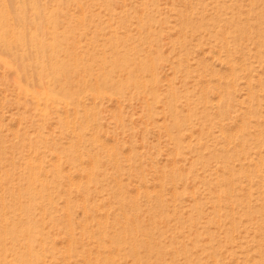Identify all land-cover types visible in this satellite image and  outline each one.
<instances>
[{"label": "rangeland", "instance_id": "374dc122", "mask_svg": "<svg viewBox=\"0 0 264 264\" xmlns=\"http://www.w3.org/2000/svg\"><path fill=\"white\" fill-rule=\"evenodd\" d=\"M25 1L28 3L25 14L28 27L32 24L41 27L44 38L50 40L47 18L53 9H57L52 5L59 0ZM238 1L235 5L236 0H60L58 4L67 9L56 17L55 25L62 36L70 30L68 41L65 39L70 59L65 62L62 51L54 56L59 62L63 61V56L66 68L73 71L68 74L75 79V84L87 87L78 100H73L79 103H74L75 107L69 106L71 110L61 103V106H51L41 112L42 107L39 109L30 96L43 93L34 69L37 67L34 55L22 61L16 47H12V52L0 50V264H96L93 262L99 249L94 218H102L110 225L117 218H127L131 222L140 219V228L157 221L149 233L143 229V233L137 235L162 254L153 251V255L141 247L137 250L141 263L135 264H261L256 259L259 254H264V0ZM29 2L30 5L37 3L40 10L35 14L38 15L31 12ZM144 2L148 3L147 12L154 17L151 23L154 36L146 40L145 36L141 37L148 42L147 47L152 48L151 57L156 64L154 73L158 79L155 90L159 92V100H154L148 93L142 95V91L138 94L133 87L122 92L109 90L99 74L102 68L99 69L98 61L104 58V52L107 58L112 55L107 26L116 27L119 38L128 39L130 36L132 42L130 38L127 42L138 44L141 39L137 27L139 16L135 13L140 12ZM103 3L112 11H106ZM0 7V10L7 7L5 10L13 18L18 14L17 0H0ZM83 7L87 9H84L85 14H81ZM233 14L236 19H232ZM231 21L234 25H230ZM237 24L240 29L242 25L249 35L242 29L239 31ZM240 32L246 35L240 36ZM47 58L40 63L47 64ZM9 64L12 69L8 68ZM84 65L89 68L84 70ZM22 69L29 74L27 78L21 73ZM136 70L132 69L131 74L137 73ZM128 75L113 71L117 81H127ZM94 85L101 91L100 98L89 88ZM50 86L48 90L60 93L59 82H51ZM172 87L179 100L172 105L179 107L177 112L181 111L179 115L187 129L181 136L182 148L176 146L168 135L172 124L169 116L174 114L168 110L172 106L169 97ZM252 93L256 95L252 96ZM204 95L205 98L201 97ZM220 96L224 102L229 98L224 103ZM205 106H208V113ZM87 109L93 110L92 123L96 125L93 130H84L88 135L86 138L93 139V136L99 146L108 149H97L96 152L85 140L88 146L82 148L84 166L80 164L79 168L69 160L72 152L75 153L69 147L73 135L59 120L68 116L69 121L86 117ZM147 109L156 111L152 119L148 117ZM202 110L205 113L201 114ZM203 114H207L206 119ZM202 115L204 118L199 117ZM108 151L110 155H107ZM88 152L101 159V164L94 166L93 171L86 156ZM109 156L118 158L119 164ZM174 162L178 163L177 167ZM29 163H33L34 168H29ZM171 173H180L176 185L171 182L170 178L174 176ZM30 174L39 178L32 186L27 183ZM220 178H224L222 185ZM229 181L234 182V186ZM43 185L46 188L41 192L40 186ZM224 189L225 195L222 193ZM118 192L125 203L111 197ZM212 196L217 200L220 196L225 202L220 204H225V209L219 208L218 201L214 203ZM195 205L203 211H195ZM162 209L164 220L160 217ZM214 217L219 224L213 225L211 220ZM183 220L189 224L178 233L174 229L175 223H183ZM210 233L216 238L215 246L220 245L223 250L216 263L209 244L199 243L198 248L192 244L194 235L203 234L202 237L207 238ZM14 240L20 243L16 250L12 247ZM106 242L105 253L114 255L111 256L116 264H133L131 257L120 256L116 247L108 240ZM176 242L178 246L190 247L192 252L188 249L189 255H177L174 250Z\"/></svg>", "mask_w": 264, "mask_h": 264}, {"label": "bare ground", "instance_id": "6f19581e", "mask_svg": "<svg viewBox=\"0 0 264 264\" xmlns=\"http://www.w3.org/2000/svg\"><path fill=\"white\" fill-rule=\"evenodd\" d=\"M30 1V0H29ZM32 1V0H31ZM33 1H37V0H33ZM60 1V0H59ZM59 1H58V3H59ZM92 1H95V0H92ZM238 0H236V2H237ZM56 2V1H55ZM81 2V1H80ZM146 2H148V1H146ZM234 2V1H233ZM232 2V3H233ZM239 2V1H238ZM238 2L237 3H234L235 5L236 4H238ZM33 3V2H32ZM35 3V2H34ZM58 3H55V5H52V7H55V6H57V9H53L54 11H52V12H50V14H49V17L47 18L48 19V21H49V25L47 26V27H49L48 28V30H47V32H48V35L47 36H50L51 37V39L50 40H48V39H45L44 38V32L42 31V29H41V27H39V26H36V25H33L32 24V26L31 27H28V21L26 20V18H25V14L28 12V9H27V6H28V3H27V1H25V0H17V15H15L16 17H12V16H10L11 14L8 12V11H6L5 9L7 8H2L1 10H0V50L1 51H5V52H12L11 50L13 49L12 47H16L18 50H17V52H18V54H19V57H21V60L22 61H25V59H26V61L27 60H29L28 58L29 57H31L32 55H34V57H33V61H34V59H36L35 61H34V63H35V65L37 66L36 68H34L35 70H37V79L39 80V82L42 84L41 85V87H42V92L43 93H39V95H36V94H31L30 96H32V98H33V101H35V103H36V105H37V107L40 109V107H42V109H40V111L41 112H46L47 111V109H48V107H51V106H57V105H60L61 103H62V105H65L68 109H69V106H73V107H75L74 106V103L76 102V101H74L73 102V100L74 99H77V97L81 94V93H83L84 91H85V89L87 88V87H85L84 88V86L82 85L81 87H79L80 85L79 84H75L76 82H74L75 81V79L74 80H72V78H71V76H69V74H68V72H70V69L68 70L67 68H66V63L65 62H67V59H70V58H68L69 57V53H68V48L65 46L66 45V42H65V39H67L66 41H68V39H69V37H68V33L70 32V30H69V32H67L66 31V33H64L63 34V36L61 35V33L58 31L59 29H58V27L55 25V21H56V17H58L60 14H64V12L66 11V9L67 8H65V5L63 6V4L62 5H60V4H58ZM99 3V2H98ZM145 3V2H144ZM31 3L29 2V5H30ZM58 4V5H57ZM41 5V4H40ZM79 5V4H78ZM76 6V5H75ZM82 6V5H81ZM80 6V8L79 9H81L82 10V7ZM104 6V8L106 9V11H107V9H110L111 10V8L110 7H108L106 4H102V7ZM143 7H142V9L140 10V12L138 13V12H136L135 13V15L136 16H139V18L137 17V23H138V31H139V33H140V37L143 35V36H145V40L146 39H149L148 37H153L154 36V29L152 30V25H151V23L152 22H154V17L149 13V12H147V9H148V3H145V4H143L142 5ZM232 6V5H231ZM230 6V7H231ZM3 7V6H2ZM44 7V6H43ZM1 8V7H0ZM64 8V9H63ZM4 9V10H3ZM85 8L83 7V11H82V13L81 14H85L84 13V11L86 10L87 11V9H85ZM30 10H32L31 12L33 13V14H35V13H39V10H40V8L38 7V5H37V3H35L34 5L32 4V5H30ZM78 10V9H77ZM110 10H108L109 12H110ZM112 11V10H111ZM233 11V10H232ZM231 11V12H232ZM112 13V12H111ZM179 13V12H178ZM181 13H183V12H181ZM181 13H180V15H181ZM233 13V12H232ZM69 14V13H68ZM71 14V13H70ZM75 14V13H74ZM261 14H263V13H261ZM260 14V15H261ZM35 15H38V14H35ZM40 15V14H39ZM88 15V14H87ZM151 15V16H150ZM154 15V14H153ZM179 15V14H178ZM182 15H184V14H182ZM234 15V17L232 18V19H236V17H235V14H233ZM232 15V16H233ZM68 16V15H67ZM71 16H73V15H71ZM83 16V15H82ZM81 16V17H82ZM185 16V15H184ZM184 16H182V17H184ZM263 16V15H262ZM95 17V16H94ZM153 17V18H152ZM179 17H181V16H179ZM77 18H79V16L77 17ZM85 18V17H84ZM185 18V17H184ZM34 19H35V17H34ZM94 19V18H93ZM153 19V20H152ZM239 19H240V17H239ZM83 20V19H82ZM84 21V20H83ZM12 22H15V26L13 25V27H12ZM232 22V21H231ZM230 22V23H231ZM234 22H235V20H234ZM234 22H232L230 25H234L233 23ZM239 22H240V20H239ZM239 22H237L236 21V23H238L239 24ZM237 24V26H238V28L240 27L239 25ZM31 25V24H30ZM241 25V24H240ZM14 27H16V28H14ZM108 28H109V31H110V33H109V36H110V39H109V45H110V50H111V54L112 55H109L110 57L109 58H107L108 56H106L105 55V52H104V58L103 59H101L100 58V60L98 61V63H99V65L101 66L99 69H101V72H99V74L101 75V79H102V82H103V84H104V86L106 87V88H108L109 90L111 89V90H115L116 92H122L124 89H125V91L127 90V89H129L130 87H133V88H135V89H137L138 90V94H141L140 93V91H142V95L144 94H149V96L151 95L152 96V98L155 100V99H157V100H159L158 98H159V92L157 93V91L155 90V87H156V85H157V83H158V79H157V77H156V75H155V73H154V71H155V66H156V64H155V62H154V60L152 59V57H151V55H152V48L150 47V46H148L147 47V41H144L143 39H142V37H141V39L140 40H138V44H136V43H130V42H132V38H130V36H129V34H127L128 36H129V38L131 39L130 40V42L128 43L127 42V40L129 39H122V38H119V33H118V30L116 29V27H113V25H110V26H107ZM107 28V29H108ZM243 28H244V26H243ZM246 28V27H245ZM184 29V28H183ZM188 29V28H187ZM241 29H242V25H241ZM240 28H239V31H242ZM249 29V28H248ZM247 29V30H248ZM251 29V28H250ZM235 30H236V28H235ZM72 31V30H71ZM188 31V30H187ZM243 31H245L246 33H247V35H249V33L246 31V30H243ZM183 32V31H182ZM236 33H237V31H235ZM235 32H234V35H235ZM129 33V32H128ZM241 33V32H240ZM250 33H251V31H250ZM75 34V33H74ZM184 34H185V32H184ZM243 34H245L244 32H242L241 33V35L240 36H242ZM127 35H125L126 37H127ZM156 35V34H155ZM229 35H230V33H229ZM246 35V34H245ZM108 36V35H107ZM121 36V35H120ZM239 36V37H240ZM248 37V36H247ZM227 38H229V37H227ZM259 38V37H258ZM108 39V38H107ZM226 39V38H225ZM230 40H231V38H230ZM64 42V43H63ZM135 42H136V40H135ZM147 42V43H146ZM181 42V41H180ZM180 42H179V44H180ZM226 42H227V39H226ZM229 43V42H228ZM183 44V43H182ZM230 45V44H229ZM228 45V46H229ZM65 46V47H64ZM72 46V45H71ZM104 46V45H103ZM156 46V45H155ZM158 46V45H157ZM226 46V45H225ZM93 47V46H92ZM94 48V47H93ZM153 48H154V46H153ZM227 48V47H226ZM156 50H158L157 48H155ZM229 49H230V47H229ZM96 50V49H95ZM14 51V50H13ZM60 51H62L63 52V54H65V56H64V58H65V62H64V59H63V56L61 57L62 58V60L63 61H61V62H59L58 61V59L54 56L55 54H57V52H60ZM62 52H61V54H62ZM158 52V51H157ZM260 52V51H259ZM159 53V52H158ZM61 54H59V55H61ZM58 55V56H59ZM57 56V55H56ZM48 57V58H47ZM230 57V56H229ZM47 58V64L46 63H40V60H45ZM77 58V57H76ZM20 60V61H21ZM75 60H77V59H75ZM226 60H228V59H226ZM230 60V59H229ZM83 61V60H82ZM96 61V60H95ZM76 62V61H75ZM157 62V61H156ZM238 62V61H237ZM81 63V62H80ZM181 63H183V62H181ZM181 63H178L177 65L178 66H180L181 65ZM233 64H234V61H233ZM237 64V63H236ZM245 64V63H244ZM76 64H74L73 66H75ZM96 65H97V63H96ZM95 65V66H96ZM231 65V64H230ZM232 66V65H231ZM175 67H177V66H175ZM174 67V69H176ZM183 67H185V66H183ZM182 67V68H183ZM206 67V66H205ZM246 67V66H245ZM8 68H10V69H12V65L11 64H9L8 65ZM27 68V67H26ZM89 68V65H84L83 66V69L84 70H86V69H88ZM93 68V67H92ZM95 68V67H94ZM97 68V67H96ZM235 68V67H234ZM132 69H137L136 70V72L137 73H135V74H131V72H132ZM179 69H181V67L179 68ZM245 69V68H244ZM20 70V69H19ZM29 70V69H28ZM92 70V69H91ZM90 70V71H91ZM108 70V71H107ZM110 70V71H109ZM119 71L120 72V74L121 75H123L125 72L126 73H128L129 75H128V78L129 79H127V81H125V82H121V81H117V80H115L116 78L113 76V71ZM183 70V69H182ZM184 70H186V69H184ZM231 70H234V69H231ZM18 71V70H17ZM75 71V70H74ZM79 71V70H78ZM177 71V70H176ZM187 71V70H186ZM35 72V71H34ZM47 72H50V73H47ZM98 72H97V74H96V76L98 75ZM112 72V73H111ZM182 72V71H181ZM232 72V71H231ZM19 73V72H18ZM21 73L27 78V75L29 76V74H27V71L26 70H24V69H22V71H21ZM19 74V75H21L22 76V74ZM31 73V72H30ZM71 74L73 73V71L72 72H70ZM177 73H178V71H177ZM234 73V72H233ZM232 73V74H233ZM148 74V75H147ZM31 75H32V73H31ZM95 77V76H94ZM234 78H235V74H234V76H233ZM98 78V77H97ZM95 79H96V77H95ZM231 79H232V76H231ZM261 81H262V79H260ZM230 81H233V80H230ZM235 81V80H234ZM260 81V82H261ZM51 82H54V83H57V82H59V84H60V93H56L55 91H53L52 92V90L50 91V90H48V88L49 87H51L50 86V84H51ZM259 82V83H260ZM87 83V82H86ZM97 83V82H96ZM83 84V83H82ZM93 84H95L94 82H93ZM79 85V86H78ZM86 85V84H85ZM101 85V84H100ZM173 84H171V86H172ZM260 85H261V83H260ZM89 86V85H88ZM93 86V85H92ZM89 87L92 91L91 92H93V94L98 98L99 96H101V91H100V89H99V87L98 86H96V85H94L95 87ZM264 86V85H263ZM233 87V86H232ZM47 88V89H46ZM157 88V87H156ZM20 89L23 91V92H26L27 94H29V91L28 90H26V89H24V88H22V86H20ZM50 89V88H49ZM208 89V88H207ZM58 90V89H57ZM149 90V91H148ZM205 90V89H204ZM90 91V90H89ZM207 91H209V90H206V93H208ZM219 91V90H218ZM223 91H224V93H223V97H224V95H225V89H223ZM107 92V91H106ZM250 92H252L251 90H250ZM254 92V91H253ZM205 93V92H204ZM91 94V93H90ZM169 94V93H168ZM211 94V93H210ZM249 94V93H248ZM252 94H254V93H252ZM202 95V94H201ZM227 96H228V93L226 94ZM256 94H254V95H252V96H255ZM137 96V95H136ZM171 96V105H172V103H179V102H177V97H178V95H177V92H175V90H174V88L172 87L171 88V91H170V94H169V97ZM205 96L206 95H204V96H201V97H204L205 98ZM249 96V95H248ZM251 96V95H250ZM180 97V96H179ZM183 97V96H182ZM181 97V98H182ZM207 97H208V95H207ZM207 97H206V99H207ZM222 96H220V98L219 99H221V101L223 100L222 98H221ZM29 98V97H28ZM100 98V97H99ZM185 97H183V99H184ZM186 98H188V97H186ZM218 98V97H217ZM224 98H226V97H224ZM229 98V97H228ZM227 98V99H228ZM226 99V100H227ZM252 99H253V97H252ZM78 100V99H77ZM187 100V99H186ZM189 100V99H188ZM201 100V99H200ZM205 100V99H204ZM209 100V99H208ZM226 100H225V102H226ZM257 100V99H256ZM255 100V101H256ZM179 101V100H178ZM185 101V100H184ZM220 101V102H221ZM181 102V101H180ZM190 102V101H189ZM218 102H219V100H218ZM217 102V103H218ZM222 102H224V101H222ZM224 102V103H225ZM64 103V104H63ZM79 103V102H78ZM78 103H75V104H78ZM168 103H170V101L168 102ZM216 103V104H217ZM228 103V102H227ZM258 103V102H257ZM187 104H188V102H187ZM219 104V103H218ZM217 104V105H218ZM223 104V103H222ZM259 104V103H258ZM180 105V104H179ZM221 105V104H220ZM225 105V104H224ZM253 105V104H252ZM254 105H257V104H254ZM35 106V105H34ZM61 106V105H60ZM64 106V107H65ZM167 106V105H166ZM223 106V105H222ZM65 107V108H66ZM152 107V106H151ZM208 106H205V109L207 108ZM213 107V106H212ZM225 107V106H224ZM254 107V106H253ZM260 107V106H259ZM52 108V107H51ZM65 108H64V111H65ZM66 108V109H67ZM153 108V107H152ZM155 108V107H154ZM168 108V107H167ZM166 108V109H167ZM219 108V107H218ZM223 108V107H222ZM251 108V107H250ZM61 109V108H60ZM72 109V108H71ZM71 109H69V110H71ZM151 109V108H150ZM177 109H179V107L177 108V105L175 104V105H172V106H170L169 108H168V110L170 111V113H174L172 116H169V117H171L172 118V124H171V129L169 130V137L172 139V141H173V143L176 145V146H178V147H180L181 145H182V141H183V137H181L182 136V133L184 132V131H186L187 129H185V126H184V121H182V117H180V115H179V112L181 113V111L179 110V112H177L178 110ZM204 109V110H205ZM214 109V108H213ZM254 109H255V107H254ZM76 110V109H75ZM74 110V111H75ZM148 111H149V109H147ZM189 110V109H188ZM191 110H193V109H190L189 111H191ZM204 110H202L200 113L202 114V112L203 113H205L204 112ZM210 110V109H209ZM216 110L218 111V109H217V107H216ZM86 112L84 113L85 115H87L85 118L84 117H77V118H75L76 120H72V121H69V116L68 117H66V119L65 120H63V119H60L59 121H60V123H64L65 124V128H66V131H70L71 133H72V137H73V140H72V142H71V144H70V149H72L75 153L73 154V152H72V155H71V157H70V161L74 164V165H78V167L80 168L81 166H80V164H82V166H84L83 165V161H84V158H85V155L82 153L83 152V149H84V147H86V145L88 146V144H86L85 145V142L87 141L88 143H89V145L90 146H93V148L95 149V151L97 150V149H103V150H106V148L104 147V146H99L98 145V142L99 141H97V140H95V137H93L92 136V138L93 139H87L86 138V136H88V135H86V133H84V130L85 131H87V130H93L94 129V124L96 125V123L94 122V124L92 123V121H94L93 119H94V116H92L93 114H91V113H93V110L92 109H87V110H85ZM205 111H207V109L205 110ZM220 111H221V108H220ZM219 111V113H221ZM60 112V111H59ZM66 112V111H65ZM155 112L156 111H154V110H151V111H149L147 114H148V117L149 118H153L154 117V114H155ZM194 112V111H193ZM209 111H207L206 113H208ZM75 113H78L77 111L75 112ZM182 113H183V111H182ZM185 113H187V112H185ZM224 113V112H223ZM67 114H68V112H67ZM89 114V115H88ZM188 114H192V112H189ZM187 114V115H188ZM194 114V113H193ZM196 114V113H195ZM222 114V113H221ZM96 115V114H95ZM184 115V114H183ZM200 115V114H199ZM203 115H205V114H203ZM203 115L202 116H199V117H203ZM207 115V114H206ZM206 115L203 117L204 119H206ZM66 116V115H65ZM78 116V115H77ZM83 116V115H82ZM186 116V115H185ZM191 116V115H190ZM194 116V115H193ZM208 116H209V114H208ZM189 118V116L187 117V119ZM95 121H96V119H95ZM97 122V121H96ZM259 123V122H258ZM164 124H166V123H164ZM261 124V123H260ZM170 127V126H169ZM166 129L168 130V126H166ZM165 129V130H166ZM78 131H82V134L81 133H79V134H77V132ZM170 131H171V133H170ZM189 131V130H188ZM223 132V131H222ZM69 133V132H68ZM88 133V132H87ZM167 133V132H166ZM192 133V132H191ZM203 133V132H202ZM225 133V132H224ZM70 135V134H69ZM92 135H94L93 133H92ZM187 136V135H186ZM223 137V136H222ZM224 137H225V135H224ZM227 137V136H226ZM225 137V138H226ZM261 138V137H260ZM97 139V138H96ZM86 140V141H85ZM263 141V140H262ZM261 141V142H262ZM84 142V143H83ZM86 142V143H87ZM188 142V141H187ZM260 142V141H259ZM183 146H181V148H182ZM201 147V146H200ZM205 147H207V146H205ZM83 148V149H82ZM87 148V147H86ZM86 148H85V150H86ZM195 148V147H194ZM193 148V149H194ZM108 149V148H107ZM202 149V148H201ZM205 149V148H204ZM190 150V149H189ZM196 150V149H195ZM88 151H90V149H88ZM92 151V150H91ZM95 151H93V152H95ZM96 152H98V151H96ZM95 152V153H96ZM103 152V151H102ZM101 152V153H102ZM106 151H104V153H105ZM92 152H88V154L86 155V156H88L89 157V159H90V165L92 164V168H91V166L89 167V168H91L90 170L91 171H93L95 168H94V166H99L98 164H101V159H100V156L99 157H97V154L95 155H93V154H91ZM107 153V152H106ZM108 153H109V151H108ZM199 154V153H198ZM202 154V153H201ZM104 155V154H103ZM107 155H110V153L109 154H107ZM106 155V156H107ZM204 156H205V154H204ZM110 158H111V156H109ZM185 157V156H184ZM198 157H199V155H198ZM69 158V157H68ZM201 158V157H200ZM221 158V157H220ZM62 159V158H61ZM112 159V158H111ZM118 158H113L112 160L115 162V164H119L118 163V160H117ZM111 160V161H112ZM203 160V159H202ZM201 160V161H202ZM217 160V159H216ZM222 160H224V162H225V159H223L222 158ZM221 160V161H222ZM198 161V160H197ZM185 162H187V161H185ZM220 162V161H219ZM224 162L222 163V164H224ZM31 163V162H30ZM29 163V164H30ZM41 163V162H40ZM71 163V164H72ZM229 163V162H228ZM253 162L251 161V164H252ZM33 164V163H32ZM32 164H30L29 165V168H31L32 169V167L34 168V166L32 165ZM38 164V163H37ZM72 164V165H73ZM85 164V163H84ZM114 164V165H115ZM173 164H175V166L174 167H177V164H176V162H174ZM222 164H221V166H222ZM258 164V163H257ZM256 164V167H257V169H258V167H259V165H257ZM36 165V164H35ZM37 166V165H36ZM35 166V167H36ZM118 166V165H117ZM248 166V165H247ZM250 166V165H249ZM248 166V167H249ZM252 166L254 167V164H252ZM73 167H75V166H73ZM255 167V168H256ZM78 168V169H79ZM119 168V167H118ZM57 169V168H56ZM55 169V170H56ZM76 169H77V167H76ZM97 169H98V167H97ZM177 169V168H176ZM82 170H84V169H82ZM172 170H173V168H172ZM259 170V169H258ZM77 171H79V170H77ZM87 171V173L89 174V173H91V175L93 174L91 171H89V170H86ZM97 171V170H96ZM85 172V171H84ZM83 172V173H84ZM98 172V171H97ZM261 173V172H260ZM172 174V173H171ZM180 174V173H179ZM179 174L178 175H176V174H172V175H174L173 177H171L170 179H171V182H173L175 185H176V182H177V178H179L180 176H179ZM144 175V174H143ZM165 175V174H164ZM182 175V174H181ZM87 176V175H86ZM219 176V175H218ZM166 177L167 176H165V180H166ZM184 177V176H183ZM249 177V176H248ZM41 178V177H40ZM181 178V177H180ZM216 178H217V176H216ZM88 179V178H87ZM90 179V178H89ZM88 179V180H89ZM170 179H169V181H170ZM218 179V178H217ZM224 178H220V182L219 183H221V180H223ZM37 180H39V178L37 177V175H35V174H30V176L27 178V183L29 184V185H31L32 186V184L33 183H36L37 182ZM87 180V181H88ZM92 180V179H91ZM143 180H145V179H143ZM84 181V180H83ZM219 181V180H218ZM233 181V180H232ZM45 182V181H44ZM90 182V181H89ZM145 182V181H144ZM230 182V181H229ZM73 183V182H72ZM84 183V182H83ZM165 183V182H164ZM172 183V184H173ZM234 183V182H233ZM233 183L232 182H230V185H233ZM49 184V183H48ZM62 185V184H61ZM75 184H73L72 185V187L74 186ZM221 185H222V183H221ZM36 186V185H35ZM35 186H33V187H35ZM78 186V185H77ZM174 186V185H173ZM223 186L225 187V180H224V183H223ZM234 186V185H233ZM232 186V187H233ZM38 187H39V185H38ZM41 187V192H42V190L44 189V188H46V186L45 185H43V186H40ZM86 187V186H85ZM119 187H120V185H119ZM162 187V186H161ZM172 187V186H171ZM220 187V186H219ZM54 188V187H53ZM76 188H78V187H76ZM75 188V189H76ZM174 188V187H173ZM15 189V188H14ZM80 189V188H79ZM166 189V188H165ZM176 189V188H175ZM117 190V189H116ZM178 190V189H177ZM177 190H175V192L177 193ZM222 190V189H221ZM19 191V190H18ZM90 191V190H89ZM173 191V190H172ZM183 191H185V190H183ZM20 192V191H19ZM78 192V191H77ZM226 192H228V191H226ZM10 193V192H9ZM15 193V192H14ZM119 194H111V197H113V199L115 200V199H119V200H123V203H125V200H124V198H121L122 196L120 195L121 194V192H118ZM140 193V192H139ZM174 193V192H173ZM172 193V194H173ZM179 193V192H178ZM222 193L225 195V189L222 191ZM109 194V195H110ZM138 195V194H137ZM144 195H145V193H144ZM180 195H182V193L180 194ZM90 196V195H89ZM88 196V197H89ZM158 196H160V195H158ZM163 196V195H162ZM175 196V195H174ZM218 196V195H217ZM146 197V196H145ZM151 197V196H150ZM180 197V196H179ZM136 198V197H135ZM147 198V197H146ZM161 198V197H160ZM159 198V199H160ZM175 198V197H174ZM134 199V198H133ZM143 199V198H142ZM158 199V200H159ZM161 199H163V198H161ZM218 198H216V197H213L212 196V200H213V202L215 203V200L216 201H218V206H219V208H221V207H223L224 209H225V204H223V205H221L220 203L222 202V203H225V202H223L222 200H220V196H219V200H217ZM131 200V199H130ZM146 200V199H145ZM224 200V199H223ZM126 201H128V200H126ZM150 201V200H149ZM73 203V202H72ZM87 203V202H86ZM151 203V202H150ZM76 204V203H75ZM92 204V203H91ZM127 204V203H126ZM129 204V203H128ZM133 204V203H132ZM157 204V203H156ZM74 205V204H73ZM159 205V204H158ZM164 205V204H163ZM163 205H161L163 208L165 207V206H163ZM124 206V205H123ZM137 207H139V206H137ZM194 207V206H193ZM127 208V207H126ZM125 208V209H126ZM149 208V207H148ZM158 208V207H157ZM166 208V207H165ZM4 209V208H3ZM151 209H154V208H151ZM161 209V208H160ZM159 209V210H160ZM195 211H197V212H199V211H201L202 209L201 208H199V206H197V205H195ZM87 210V209H86ZM124 210V209H123ZM132 210V209H131ZM163 210V209H162ZM166 210V209H165ZM128 211V210H127ZM136 211V210H135ZM156 211V210H155ZM203 211V210H202ZM219 212V211H218ZM89 213V212H88ZM158 213V212H157ZM156 213V215H158ZM202 213V212H201ZM199 214V213H198ZM144 215V214H143ZM167 215H169V214H167ZM202 215V214H201ZM217 215H219V214H217ZM109 216V215H108ZM159 216V215H158ZM198 216V215H197ZM155 217V216H154ZM160 217L162 218V220H164V218H165V212H164V210H163V212H161L160 213ZM168 217V216H167ZM178 217V216H177ZM2 218H3V216H2ZM191 219V218H190ZM219 219H220V216H219ZM129 220L130 219H127V218H124V219H120V218H117V219H114L113 220V222H112V225H110L109 223H105V222H103L102 221V218L101 219H93V221L94 222H96V225H94V226H96L97 227V229H98V236L97 237H95L96 238V240H97V245H98V247H97V249H99V250H97L98 252V254L96 253V257L94 258V262L93 263H95L96 262V264H116L115 263V259H114V255H112V256H114V257H112L111 255H108L107 253H105V244H107V240H108V242H110L111 244H113V246H115L116 247V250L118 251V253H119V255L120 256H123V257H131L132 258V260H133V262H131V263H133V264H135L136 262H139V263H141L140 262V259L138 258V257H140L139 256V254L137 255V250H139L141 247H145L148 251H150V253H153V255H154V252L155 253H157V251L159 250H157V248H156V250H154L153 249V247H151L150 246V243L149 242H147V241H144L143 239H140L139 238V236L137 235V233H141L142 231H144L143 229H145V233H146V231H147V233H149V229L152 227V225L154 224H156L157 223V221H156V219H155V221H156V223L154 222V223H152L151 222V225L150 226H143V228H140V227H142V223L140 222V219L138 220H134V221H132L131 222V220H130V222H129ZM159 220V219H158ZM166 220V219H165ZM193 219H191V221H192ZM190 221V222H191ZM212 223H213V225L214 224H219L220 223V221H218L217 220V218H212ZM210 221V222H211ZM161 222V221H160ZM86 223V222H85ZM167 223V222H166ZM172 223V222H171ZM177 223H179V222H176L175 223V230H177L178 231V233H180L181 232V230L182 231H184L183 230V228L185 229L186 227H187V225L189 224H187L186 225V223L184 222V220H183V223L182 222H180L179 224H177ZM185 223V224H184ZM158 224V223H157ZM164 224V223H163ZM167 224H169V223H167ZM93 225V224H92ZM147 225V224H146ZM149 225V224H148ZM171 225V224H170ZM263 225V224H262ZM261 225V226H262ZM70 226V225H69ZM168 226V225H167ZM166 226V227H167ZM172 226V225H171ZM186 226V227H185ZM190 226H192V225H189V228H191ZM220 226V225H219ZM166 227H165V229H166ZM170 227V226H169ZM93 229V228H92ZM164 229V228H163ZM263 229V228H262ZM139 230H141V231H139ZM154 231H155V229H154ZM158 231V230H157ZM163 231V230H162ZM191 231V230H190ZM173 232V231H172ZM176 232V231H175ZM125 233H128L127 235H122V234H125ZM143 233V232H142ZM150 233H151V231H150ZM140 235V234H139ZM148 235V234H147ZM151 235H152V233H151ZM159 235V234H158ZM208 235V234H207ZM142 236H143V234H142ZM156 236V235H155ZM160 236H161V234H160ZM202 236H204L203 234H198L197 235V237H196V235H194V240H193V242H192V244H193V246L194 247H199V246H201V244H199V243H207V244H209V246L210 247H208L210 250H211V256H214V259H216L217 261H215V263L216 262H218L219 261V259L217 258V256L223 251L222 250V247L219 245H216L215 246V236H213V235H211V233L209 234V236L207 237V238H203ZM107 237H108V239H107ZM144 237V236H143ZM149 237V236H148ZM151 237V236H150ZM157 237V236H156ZM174 237V236H173ZM94 238V239H95ZM145 239H147L146 238V236L144 237ZM163 238V237H162ZM193 239V238H192ZM191 239V240H192ZM78 240V239H77ZM173 240V239H172ZM17 241V240H16ZM150 241H152L153 242V240H150ZM78 242V241H77ZM151 242V243H152ZM2 243H4V242H2ZM6 243V242H5ZM154 243V242H153ZM72 244V243H71ZM159 244V243H158ZM168 244V243H167ZM191 244V245H192ZM7 245V244H6ZM23 245V244H22ZM151 245H153V244H151ZM176 247L174 248V250H175V252H176V254L178 253H180V254H188V249L190 248V247H188V246H186L185 244L183 245V244H181V246H178V242H176ZM204 246V245H203ZM12 247L13 248H15L14 250H16V249H18V247H20V243L19 242H15V240L12 242ZM205 247V246H204ZM12 248V249H13ZM23 248V247H22ZM144 248V249H145ZM159 248V247H158ZM203 248V247H202ZM11 249V248H10ZM29 249V248H28ZM70 249V248H69ZM204 249V248H203ZM207 249V248H206ZM32 250H33V248H32ZM146 250V251H147ZM190 251H191V249H189ZM200 250V249H199ZM12 251V250H11ZM107 251V250H106ZM143 251V250H142ZM147 251V252H148ZM154 251V252H153ZM189 251V252H190ZM17 251H15L14 253H16ZM144 252V251H143ZM158 252H160V254H162L161 253V251H158ZM192 252V251H191ZM110 254V253H109ZM148 254V253H147ZM177 254V255H178ZM149 255V254H148ZM189 255V254H188ZM194 255V254H193ZM206 255V254H205ZM223 255V254H222ZM221 255V256H222ZM160 256V255H159ZM197 257V256H196ZM122 258V257H121ZM147 258V257H146ZM156 258V257H155ZM150 259V258H149ZM174 259V258H173ZM118 260V259H117ZM123 260V259H122ZM164 260V259H163ZM257 261L259 260V262L261 263V264H264V254H259L258 255V257H257V259H256ZM148 261V260H147ZM150 261V260H149ZM255 261V260H254ZM253 261V262H254ZM88 263V262H87ZM86 263V264H87ZM139 263H137V264H139ZM187 263H189V262H187ZM186 263V264H187ZM245 264H246V262H244ZM243 263V264H244ZM255 263V262H254ZM33 264H35L34 262H33ZM121 264V263H120ZM178 264V263H177ZM217 264V263H216ZM249 264V263H248ZM251 264V263H250ZM256 264V263H255Z\"/></svg>", "mask_w": 264, "mask_h": 264}]
</instances>
